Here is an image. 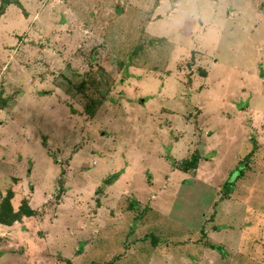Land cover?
Listing matches in <instances>:
<instances>
[{"label":"rangeland","instance_id":"obj_1","mask_svg":"<svg viewBox=\"0 0 264 264\" xmlns=\"http://www.w3.org/2000/svg\"><path fill=\"white\" fill-rule=\"evenodd\" d=\"M20 8L0 206L35 213L0 224V264H264V0Z\"/></svg>","mask_w":264,"mask_h":264},{"label":"trees","instance_id":"obj_2","mask_svg":"<svg viewBox=\"0 0 264 264\" xmlns=\"http://www.w3.org/2000/svg\"><path fill=\"white\" fill-rule=\"evenodd\" d=\"M13 0H2V5H1V12L3 13L5 10V7L7 5H9L10 3H12ZM2 108H4V106H1ZM89 112V111H88ZM257 150V145L255 144L253 146V149L251 150V152H249V154L245 157L246 160H250V158L254 155L255 151ZM246 165V164H243ZM242 170L239 172V174L243 171V167H241ZM119 177V174L113 176L112 178L108 179L106 181L107 184H112L114 183ZM234 186V181L231 180L229 178V180H227L224 184V189H225V193L226 195H230L232 192ZM11 195L4 198L1 202V206H0V224H12L14 223L16 220L20 219L22 216H32L34 215V210L28 206L27 203L23 204L22 207L20 208V210L18 212H15L12 204H11ZM215 249H217V247L214 246ZM66 264H73L72 261H67Z\"/></svg>","mask_w":264,"mask_h":264},{"label":"crops","instance_id":"obj_3","mask_svg":"<svg viewBox=\"0 0 264 264\" xmlns=\"http://www.w3.org/2000/svg\"><path fill=\"white\" fill-rule=\"evenodd\" d=\"M15 2H17V5H18V7L20 8V6H21V8H22V10H23V8H24V10H25V12L26 13H30V11H29V5L30 4H32L33 5V3L34 2H36V0H17V1H15ZM15 2H12V3H10L9 5L11 6V4H13L14 5V3ZM1 3H2V0H1ZM9 5H7L6 7H5V10H4V12L2 13V18H4L5 17V15L7 14V10H8V8H10V6ZM27 5V6H26ZM20 8V9H21ZM39 18V15L38 14H36L35 13V15H34V17L33 18H31V14H30V19H31V21L32 22H30V23H33V20H35L36 21V19H38ZM25 22H27L26 21V17H25V20H24ZM31 26V25H30ZM31 29H33V26L32 27H30ZM14 32V31H13ZM10 34V33H9ZM13 34V33H12ZM20 35V34H19ZM13 36V38L15 39V40H12V42H10V41H0V55L1 56H3V57H6V56H10V57H13V53L14 52H16L17 51V49H14L15 47H17V46H19V43L21 42V41H19L18 40V36H16V37H14V35H12ZM10 47L11 48H13V49H11V50H8V49H10ZM7 59V58H6Z\"/></svg>","mask_w":264,"mask_h":264}]
</instances>
